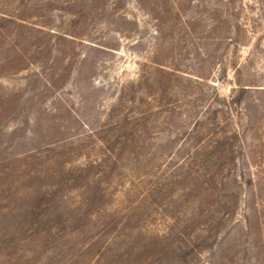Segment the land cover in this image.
<instances>
[{
	"label": "rangeland",
	"instance_id": "374dc122",
	"mask_svg": "<svg viewBox=\"0 0 264 264\" xmlns=\"http://www.w3.org/2000/svg\"><path fill=\"white\" fill-rule=\"evenodd\" d=\"M0 264H264V0H0Z\"/></svg>",
	"mask_w": 264,
	"mask_h": 264
},
{
	"label": "trees",
	"instance_id": "16d2710c",
	"mask_svg": "<svg viewBox=\"0 0 264 264\" xmlns=\"http://www.w3.org/2000/svg\"><path fill=\"white\" fill-rule=\"evenodd\" d=\"M12 20H14V21H12V22H16L15 19H12Z\"/></svg>",
	"mask_w": 264,
	"mask_h": 264
}]
</instances>
